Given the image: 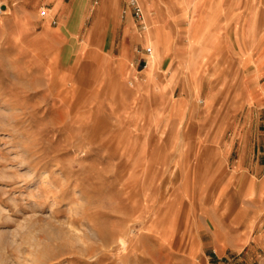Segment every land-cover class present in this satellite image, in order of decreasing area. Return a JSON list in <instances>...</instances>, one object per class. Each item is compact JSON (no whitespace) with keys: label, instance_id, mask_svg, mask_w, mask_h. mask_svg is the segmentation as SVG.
I'll return each instance as SVG.
<instances>
[{"label":"rangeland","instance_id":"1","mask_svg":"<svg viewBox=\"0 0 264 264\" xmlns=\"http://www.w3.org/2000/svg\"><path fill=\"white\" fill-rule=\"evenodd\" d=\"M137 3L143 29L0 0V229L51 220L66 264H264V0Z\"/></svg>","mask_w":264,"mask_h":264},{"label":"bare ground","instance_id":"2","mask_svg":"<svg viewBox=\"0 0 264 264\" xmlns=\"http://www.w3.org/2000/svg\"><path fill=\"white\" fill-rule=\"evenodd\" d=\"M115 1L116 0H110V3H112V5H114L113 3ZM142 22H143V27H144L145 26L144 16L142 17ZM201 35H202V32H201ZM149 49H150V52L148 53V55L150 56L152 53V50H151V48H149ZM56 55H57V53H56ZM160 58H161V54H158L156 58L154 57V58L149 59V62H148L149 72H151V70L155 67L156 63L159 61ZM74 61H76V59ZM53 62H52V64H53ZM74 63H76V62H74ZM51 68H52V66H51ZM66 68H68V67H66ZM69 70H70V68H69ZM192 74L194 75V72H192ZM136 195H138V194H136ZM139 201H140V199H139ZM138 202H136V204ZM130 203H131V200H130ZM131 204L133 205V203H131ZM0 206L2 207V205H0ZM133 206H135V203ZM143 213H144V211H143ZM37 219H38L37 215L31 216V217L25 219L23 221V223L18 226V229H20V230L22 229V231H24V230L26 231L23 233L22 232L20 233V230L15 231V233H12L10 231L8 232V231H4V230L0 229V264H66V262L68 260L73 258L71 250H67V247H66L67 246V240L65 237L66 233L60 229L51 227V225H52L51 220L47 221L44 225V226H47L49 228V230L45 229L44 226L42 227L40 225V227H41L40 231L42 232L41 238H38L32 234V232H33L32 229H34L35 225L38 223L36 221ZM47 220H49V219H47ZM4 224H5L4 215H3L2 210H0V227L3 226ZM71 230H72V232L75 231L74 229H71ZM129 231H131V229ZM18 238H21V240H23V243L21 242L22 244H20L19 242L17 243V241L20 240ZM118 238L119 239L116 240V243H118L120 241H124V243L125 242L127 243L129 241V238H130V232H127L124 235H120ZM75 239L77 242H74L75 241L74 240V241H71L70 243L75 245V243L80 242V238L77 237ZM18 244H20V245L25 244L28 246V248L23 249ZM123 247H124V245H123ZM132 248H134V243L132 245ZM121 249H120V252L122 251ZM73 252H74V249H73ZM89 259H92V257H90Z\"/></svg>","mask_w":264,"mask_h":264},{"label":"built area","instance_id":"3","mask_svg":"<svg viewBox=\"0 0 264 264\" xmlns=\"http://www.w3.org/2000/svg\"><path fill=\"white\" fill-rule=\"evenodd\" d=\"M124 1L127 7L129 8L131 15L134 17L140 28L143 29L142 11L139 4L137 3V0H124ZM145 52L148 54L150 52V49L146 47Z\"/></svg>","mask_w":264,"mask_h":264},{"label":"crops","instance_id":"4","mask_svg":"<svg viewBox=\"0 0 264 264\" xmlns=\"http://www.w3.org/2000/svg\"><path fill=\"white\" fill-rule=\"evenodd\" d=\"M257 167H259V165ZM263 177H264V175H263ZM249 180H250L249 185H252V187H253L254 186V181H253L254 177H251V179H249ZM263 183H264V181H261V184H263Z\"/></svg>","mask_w":264,"mask_h":264}]
</instances>
